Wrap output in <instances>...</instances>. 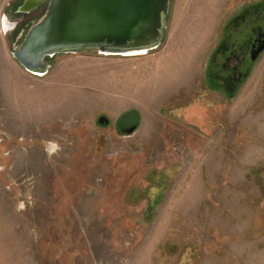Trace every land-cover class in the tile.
Here are the masks:
<instances>
[{
	"label": "rangeland",
	"instance_id": "1",
	"mask_svg": "<svg viewBox=\"0 0 264 264\" xmlns=\"http://www.w3.org/2000/svg\"><path fill=\"white\" fill-rule=\"evenodd\" d=\"M17 1L0 0V264H264V51L228 94L206 75L261 0H171L158 49L56 55L44 77L9 31L48 5Z\"/></svg>",
	"mask_w": 264,
	"mask_h": 264
},
{
	"label": "water",
	"instance_id": "2",
	"mask_svg": "<svg viewBox=\"0 0 264 264\" xmlns=\"http://www.w3.org/2000/svg\"><path fill=\"white\" fill-rule=\"evenodd\" d=\"M44 1L36 0L19 12L29 13ZM170 1L50 0L45 15L22 38L12 57L28 73L44 77L50 69L45 60L56 55L91 50L104 56L148 54L164 39ZM263 51L264 39L251 61Z\"/></svg>",
	"mask_w": 264,
	"mask_h": 264
},
{
	"label": "flooded vegetation",
	"instance_id": "3",
	"mask_svg": "<svg viewBox=\"0 0 264 264\" xmlns=\"http://www.w3.org/2000/svg\"><path fill=\"white\" fill-rule=\"evenodd\" d=\"M34 1L18 0L16 6H14L16 14L24 17L38 12L42 6H47L50 0H45L42 5L37 6L29 13L19 12L23 6H33ZM262 18H264V0L259 1L255 6L243 7L226 25L223 31V38L216 44L210 55L207 68L208 84L214 82L215 84H212L214 89L223 94H228L242 82L247 74V65L252 62L253 54L257 52L264 39V21L262 22ZM20 26L21 24L18 22H16L14 28L12 24L10 25L9 32L19 28L18 32L14 34L15 40L17 38L22 40L26 36L25 29H20ZM259 58L260 56L257 60ZM127 117L125 116L119 123L120 128L127 125L125 123H129V121L125 120Z\"/></svg>",
	"mask_w": 264,
	"mask_h": 264
},
{
	"label": "bare ground",
	"instance_id": "4",
	"mask_svg": "<svg viewBox=\"0 0 264 264\" xmlns=\"http://www.w3.org/2000/svg\"><path fill=\"white\" fill-rule=\"evenodd\" d=\"M4 21L6 22L7 20H4ZM141 55H146V54H141ZM122 56H124V57H133V56H140V55L139 54H125V55H122Z\"/></svg>",
	"mask_w": 264,
	"mask_h": 264
},
{
	"label": "trees",
	"instance_id": "5",
	"mask_svg": "<svg viewBox=\"0 0 264 264\" xmlns=\"http://www.w3.org/2000/svg\"><path fill=\"white\" fill-rule=\"evenodd\" d=\"M125 116H128V115H125ZM121 121V120H120Z\"/></svg>",
	"mask_w": 264,
	"mask_h": 264
}]
</instances>
